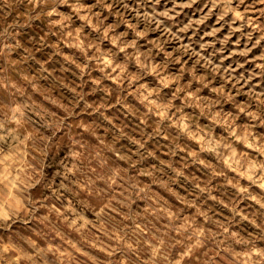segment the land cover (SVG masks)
<instances>
[{
    "label": "rangeland",
    "instance_id": "obj_1",
    "mask_svg": "<svg viewBox=\"0 0 264 264\" xmlns=\"http://www.w3.org/2000/svg\"><path fill=\"white\" fill-rule=\"evenodd\" d=\"M0 264H264V0H0Z\"/></svg>",
    "mask_w": 264,
    "mask_h": 264
},
{
    "label": "bare ground",
    "instance_id": "obj_2",
    "mask_svg": "<svg viewBox=\"0 0 264 264\" xmlns=\"http://www.w3.org/2000/svg\"><path fill=\"white\" fill-rule=\"evenodd\" d=\"M26 138V137H25ZM12 157V156H11ZM4 162V161H3ZM11 164V163H10ZM4 172V171H3ZM8 175V174H7ZM9 176V175H8ZM3 179V178H2ZM8 182V181H7ZM9 184V183H8Z\"/></svg>",
    "mask_w": 264,
    "mask_h": 264
}]
</instances>
